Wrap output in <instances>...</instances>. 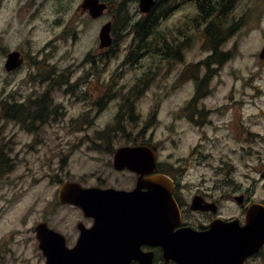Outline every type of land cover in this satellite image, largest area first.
Masks as SVG:
<instances>
[{
  "label": "rangeland",
  "instance_id": "374dc122",
  "mask_svg": "<svg viewBox=\"0 0 264 264\" xmlns=\"http://www.w3.org/2000/svg\"><path fill=\"white\" fill-rule=\"evenodd\" d=\"M79 1L0 0V99H12V90L21 84L12 85L26 81V69L14 74L3 65L9 48L24 42L29 54L45 41L53 43L48 82L59 84L51 88L57 113L39 134L27 130L25 122L5 120L0 112V146L12 160L9 171L0 172V264H45L34 230L41 221L65 234L70 247L79 236L78 222L92 224L80 208L59 203L64 181L134 188L137 173L114 166L120 147L154 148L160 167L179 178L183 199L197 186L213 189L233 166L240 183L247 179L250 169L241 159L250 157L244 156L242 146L248 154L249 145L255 147L256 158L263 154L264 142L249 134L259 132L251 119L259 111L252 104L264 108V59L257 52L264 44V0H239L236 9H220L227 19L219 33L227 34L240 23L243 42L224 64L210 66L213 79L202 84L198 94L196 83L204 77L209 52L202 37L207 33L205 13L196 0H159L155 14L145 15L149 20L134 30L144 34V52L136 49L137 39L129 30L114 46L115 54L97 56L98 67L93 69L86 59L99 54L103 23L85 22L82 15L79 22L76 17L72 21L74 2ZM69 27L79 32L76 41L71 33L65 35ZM232 43L223 50L229 51ZM188 65H196V78L186 71ZM203 94L199 109L209 114L201 128L189 119L187 107ZM30 146L40 149L30 151Z\"/></svg>",
  "mask_w": 264,
  "mask_h": 264
},
{
  "label": "flooded vegetation",
  "instance_id": "af4514ba",
  "mask_svg": "<svg viewBox=\"0 0 264 264\" xmlns=\"http://www.w3.org/2000/svg\"><path fill=\"white\" fill-rule=\"evenodd\" d=\"M76 4L77 13L73 16L72 21L76 20L79 22L80 15L84 16V21H97L101 20V28L99 30V54L93 55L89 54L87 59L92 68L97 66V56L103 58V56H109L115 54L114 46L120 45V38L126 37V34L131 30L134 34V38L137 39L136 49L144 52L143 48V38L144 34L140 36L136 34L134 30L137 27L145 23V13L139 7L140 0H81ZM159 0H156V2ZM164 1V0H160ZM159 3V2H157ZM156 3V4H157ZM204 9L206 10L204 18L206 19V29H208L210 22L215 18L217 12L220 9L225 8V6L231 8H237L241 3L239 0H203ZM134 4H138L134 7ZM264 5V3H263ZM157 7V6H156ZM111 23V34L109 38H106L103 42L100 38L102 29ZM231 31L228 35L223 33H211L207 32L202 37L205 38V47L207 48L209 55L207 61L204 64L205 73L204 78H207L208 84L213 79L214 70L212 71L210 66L213 64H224L233 55V51H239L241 44L243 42L242 35L240 34V23L233 24ZM71 33V39L76 41L78 39V33L75 30L68 29L65 30V35ZM62 36V35H61ZM64 37V36H63ZM61 37L56 39V43ZM232 43V48L229 51H224V46H229ZM247 41V40H246ZM102 43H106L102 47ZM23 45H27L25 42L17 47L9 48L12 49L6 52V61L3 63L7 72H12L14 74L21 72L22 70H27V76L25 82H18L12 85L21 84L18 89H13V97L10 100L0 99V108L7 105L10 111V117L7 118L5 114H2L7 118V121H19L25 122L24 125L26 129L31 131V133H38L41 131V127L47 124L48 119L57 113L54 103H52L51 88H55L58 85L50 84V74H48V50L53 43L45 41L40 45L39 51L32 50L30 54L24 50ZM264 44H262L257 52H262ZM136 51V50H135ZM132 52L130 55H134ZM259 54L261 59L264 57ZM140 54L137 52V55ZM14 55L15 57H11ZM231 56V57H230ZM74 66L71 71L74 70ZM107 68V67H105ZM9 71H8V70ZM92 72V70H91ZM26 87V91H23V87ZM75 85H72V87ZM200 84L196 83V94H198V89H200ZM104 92H102V95ZM200 98H193L189 101L187 107V113L189 119L198 122L197 127L203 128V118L205 114H209V111H204L200 108V102L203 101ZM236 105H240L235 103ZM252 106L255 110L259 111V115L253 113L251 115L252 121L259 127V132L255 131L249 136L255 138L258 141L264 142V108H257V104L253 103ZM198 116V119H196ZM257 118H259L257 120ZM6 120V119H5ZM248 141V139H247ZM40 145H45V141L41 139ZM252 150L248 154L246 146H242V152L244 156H249L250 159H241L242 164L250 169L248 174H245L247 179L241 180L236 174L235 167L229 168L226 172H223L222 177L218 179L217 182L213 184V189H204L197 186L196 189H191L187 198L183 199L181 194V183L179 178H174L175 189L174 197L178 203L181 220L179 225L175 230L181 227H189L197 232L205 233L208 237L212 232H219L220 235L217 236V244L223 246L224 248H234L236 245L240 244L242 241L246 242V238L255 236V234L245 235V233H240L244 231V228L248 225V215L251 211H256L262 206L264 208V195L259 192L264 191V150H260L263 154H260V158H256V148L249 145ZM37 146H30V151H38ZM0 152L6 153L4 145L0 146ZM258 160V161H257ZM239 165V164H238ZM158 170H162L158 166ZM259 176L257 177V175ZM169 175L172 177V170H169ZM247 183V185H245ZM258 185L262 186V190L258 191ZM108 187V186H101ZM92 220V219H91ZM251 223H255V217L251 216ZM93 223V220H92ZM217 226H213V225ZM92 225V224H91ZM90 225V226H91ZM80 233V232H79ZM77 242V241H76ZM206 246L209 242L205 243ZM149 246H145L143 249H149ZM156 258L155 264L164 262L161 250L162 247H156ZM219 255L217 250H209L206 252L207 258H215ZM239 259V258H238ZM259 260V264H264V243L258 252L254 254H248L245 257L244 264H252L254 261ZM237 261V259H236ZM133 264H139V262H133ZM168 264H177L172 261ZM233 264V263H232ZM237 264V263H236Z\"/></svg>",
  "mask_w": 264,
  "mask_h": 264
},
{
  "label": "water",
  "instance_id": "95a60500",
  "mask_svg": "<svg viewBox=\"0 0 264 264\" xmlns=\"http://www.w3.org/2000/svg\"><path fill=\"white\" fill-rule=\"evenodd\" d=\"M155 0H141L140 8L149 12ZM110 25L101 36L109 37ZM11 57H15L11 55ZM114 164L117 169L129 168L139 174L133 190L84 187L77 182H65L59 189L61 203L81 207L88 217H94L91 228L79 224L81 235L78 243L70 248L66 237L49 228L46 222L36 226L40 248L47 258L46 264H131L134 259L142 264H153L154 251L144 252L143 243L163 246L166 262L179 264H243L248 254H253L264 243V210L251 211L246 238L234 248L217 244L219 232L205 233L192 228L174 231L180 213L173 193L170 177L155 173L156 152L149 146L119 148ZM251 216L255 223L250 222ZM213 226H217L216 224ZM209 242L206 246L205 243ZM217 250L219 255L207 258L206 252ZM239 258V259H238ZM237 259V261H236Z\"/></svg>",
  "mask_w": 264,
  "mask_h": 264
},
{
  "label": "trees",
  "instance_id": "16d2710c",
  "mask_svg": "<svg viewBox=\"0 0 264 264\" xmlns=\"http://www.w3.org/2000/svg\"><path fill=\"white\" fill-rule=\"evenodd\" d=\"M155 14V9L152 10V12L149 14V16L151 17L152 15ZM218 15V16H217ZM217 15L215 16L216 18L218 17V20H220L221 22L219 24H216L217 23V19H213L211 22H210V25L208 27V29H206L207 32H211V33H219V31L221 30V28H223L225 26V22H226V16L225 14H223V12H218ZM154 17L158 18L159 15H155ZM224 17V18H223ZM146 20H149L148 18L145 17ZM224 20V21H223ZM195 22L196 19L194 20ZM213 23V24H212ZM146 24V21L145 23ZM198 23L195 24V26L193 27H197ZM173 47V46H172ZM186 71L189 72L191 74L192 77L196 78V65H189L186 67ZM4 114L7 118L10 117V111H9V107H7V105H4Z\"/></svg>",
  "mask_w": 264,
  "mask_h": 264
},
{
  "label": "bare ground",
  "instance_id": "6f19581e",
  "mask_svg": "<svg viewBox=\"0 0 264 264\" xmlns=\"http://www.w3.org/2000/svg\"><path fill=\"white\" fill-rule=\"evenodd\" d=\"M223 18H224V17H223ZM226 19H227V18H226ZM226 19H225V20H226ZM223 21H224V20H223ZM212 24H213V23H212Z\"/></svg>",
  "mask_w": 264,
  "mask_h": 264
}]
</instances>
